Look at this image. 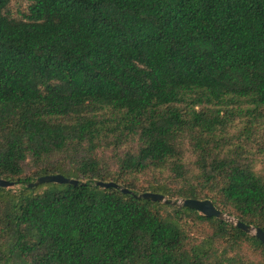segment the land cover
<instances>
[{"label":"trees","instance_id":"1","mask_svg":"<svg viewBox=\"0 0 264 264\" xmlns=\"http://www.w3.org/2000/svg\"><path fill=\"white\" fill-rule=\"evenodd\" d=\"M0 0V264H264V0ZM78 186L29 183L47 175Z\"/></svg>","mask_w":264,"mask_h":264},{"label":"water","instance_id":"2","mask_svg":"<svg viewBox=\"0 0 264 264\" xmlns=\"http://www.w3.org/2000/svg\"><path fill=\"white\" fill-rule=\"evenodd\" d=\"M46 183H52L58 185L65 184L71 186H78L79 184L86 185V183H80V181L77 179L66 178L63 175L57 174V175L43 176L37 179L35 182L29 183L27 185V188L34 189L39 185ZM15 186H16L15 182L0 178V188L11 189ZM95 186L101 189H117L120 190L123 194L131 195L132 197L137 199H143L146 201H151L154 203H160L173 207L189 208L195 210L199 212L202 216L208 218L215 217L217 219L226 221L227 223L234 225L241 231L254 236L264 244V231L261 228L245 224L240 220L236 219L235 217L225 214L224 212L218 210L210 200H197V199L177 200V199H170L165 195H161L157 193H151V192L135 193L125 187H122L121 185L115 182L96 181Z\"/></svg>","mask_w":264,"mask_h":264},{"label":"rangeland","instance_id":"3","mask_svg":"<svg viewBox=\"0 0 264 264\" xmlns=\"http://www.w3.org/2000/svg\"><path fill=\"white\" fill-rule=\"evenodd\" d=\"M28 7V3L24 0H12L9 11L14 17H20L21 13L26 11ZM14 191H18L21 189V186H15L11 188Z\"/></svg>","mask_w":264,"mask_h":264}]
</instances>
